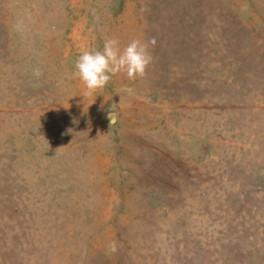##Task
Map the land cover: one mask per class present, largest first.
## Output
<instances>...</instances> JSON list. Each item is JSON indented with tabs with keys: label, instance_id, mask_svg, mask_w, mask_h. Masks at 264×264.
Returning a JSON list of instances; mask_svg holds the SVG:
<instances>
[{
	"label": "rangeland",
	"instance_id": "obj_1",
	"mask_svg": "<svg viewBox=\"0 0 264 264\" xmlns=\"http://www.w3.org/2000/svg\"><path fill=\"white\" fill-rule=\"evenodd\" d=\"M0 264H264V0H0Z\"/></svg>",
	"mask_w": 264,
	"mask_h": 264
},
{
	"label": "clouds",
	"instance_id": "obj_2",
	"mask_svg": "<svg viewBox=\"0 0 264 264\" xmlns=\"http://www.w3.org/2000/svg\"><path fill=\"white\" fill-rule=\"evenodd\" d=\"M149 44L133 39L121 49L116 39L104 42L102 50H83L75 62L73 75L80 79L87 91L103 89L116 73L126 74L129 80L142 78L152 61ZM131 93V89H125Z\"/></svg>",
	"mask_w": 264,
	"mask_h": 264
},
{
	"label": "bare ground",
	"instance_id": "obj_3",
	"mask_svg": "<svg viewBox=\"0 0 264 264\" xmlns=\"http://www.w3.org/2000/svg\"><path fill=\"white\" fill-rule=\"evenodd\" d=\"M108 118H111V115H109Z\"/></svg>",
	"mask_w": 264,
	"mask_h": 264
}]
</instances>
